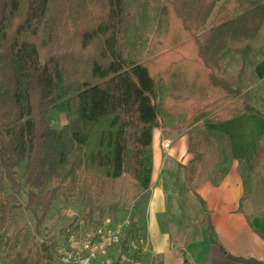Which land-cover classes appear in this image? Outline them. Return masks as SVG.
I'll return each instance as SVG.
<instances>
[{
	"label": "trees",
	"instance_id": "1",
	"mask_svg": "<svg viewBox=\"0 0 264 264\" xmlns=\"http://www.w3.org/2000/svg\"><path fill=\"white\" fill-rule=\"evenodd\" d=\"M129 1L0 0L1 230L6 211L21 207L5 194L7 185L30 188L25 208L38 235L60 192H103L125 173L132 187L146 192L156 128L189 133L192 158L180 166L187 190L198 197L203 137L211 134L196 135L197 125L243 113L264 117L243 100L227 67L234 58L241 83L264 30V0H151L157 26L144 57L126 53L135 28ZM51 107L68 113L60 129L49 122ZM225 172L220 168L216 181ZM209 235L220 245L211 225ZM42 263L57 264L45 239L20 264Z\"/></svg>",
	"mask_w": 264,
	"mask_h": 264
},
{
	"label": "crops",
	"instance_id": "2",
	"mask_svg": "<svg viewBox=\"0 0 264 264\" xmlns=\"http://www.w3.org/2000/svg\"><path fill=\"white\" fill-rule=\"evenodd\" d=\"M252 72L254 85L243 90L242 96L253 90L250 99L264 102V57L255 62ZM200 124L205 132L224 137L222 153L204 148L211 145L210 138L203 143L205 158L197 194L204 204L187 190L180 166L192 158L189 133L168 135L154 130L151 185L138 223V243H133L139 246L138 264H253L231 257L264 263V195L247 196L241 167L250 166L259 154L264 117L243 113L219 123L201 122L196 128ZM211 156L216 157V166L226 169L218 181L217 169L209 168ZM210 225L220 245L211 242Z\"/></svg>",
	"mask_w": 264,
	"mask_h": 264
},
{
	"label": "rangeland",
	"instance_id": "3",
	"mask_svg": "<svg viewBox=\"0 0 264 264\" xmlns=\"http://www.w3.org/2000/svg\"><path fill=\"white\" fill-rule=\"evenodd\" d=\"M127 7L134 19L135 28L128 42L126 53L130 55L142 54L144 57L157 26L154 11L156 4L151 0L144 4L130 0ZM262 52H264V30L255 42L254 52L249 57L241 83L237 82V62L234 58L228 61L227 67L234 77V84L235 86L239 84L242 92L254 85L252 67L261 57ZM253 92V90L246 91L243 98L251 100L253 105L264 109V102L250 99L253 97ZM48 119L53 128L60 129L68 123L69 117L68 113L57 107H51ZM204 130V124H200L196 128L195 134L199 135L198 133ZM203 139L204 142L207 141L206 137ZM223 139L222 136L211 134V145L204 146V148H213L214 153L215 149L222 153ZM259 147L256 162L251 166H241L247 182V196L254 192L257 197L264 195V137L261 139ZM215 158V156H211L209 159V168L217 169L218 173V170L223 166L221 164L216 166ZM25 163L23 161L18 167L21 178L25 170ZM126 166L127 170H130L132 162L129 161ZM29 189V187H24L22 191H13L9 185L6 186L5 194H10L13 197L12 203H20L21 207L11 206L6 211L9 218L5 223V228L0 229V264H20L25 258L35 257L42 239L51 244L57 264H70L64 261L67 253H70L69 251L74 252L69 248L70 237L74 235L78 242L84 238L93 239L98 229L106 225L122 226L123 229L122 244L110 249L108 259H115L118 255L127 253L131 250L133 243H138L139 234L137 235L136 232L141 230L138 228V223L145 209L147 192L132 187L127 181L126 173L117 181L110 183L103 192L99 188L87 189L85 187H80L73 193L60 192L44 218L41 235L36 234L34 214L25 208L27 197L24 191ZM44 190L45 188H41L38 191L42 194ZM36 209L39 210L40 205L36 206Z\"/></svg>",
	"mask_w": 264,
	"mask_h": 264
},
{
	"label": "built area",
	"instance_id": "4",
	"mask_svg": "<svg viewBox=\"0 0 264 264\" xmlns=\"http://www.w3.org/2000/svg\"><path fill=\"white\" fill-rule=\"evenodd\" d=\"M123 241L122 226L109 225L98 229L95 237L78 239L72 235L69 241L70 250L64 261L70 264H138L139 246L133 244L131 250L117 258H107L111 248L120 246Z\"/></svg>",
	"mask_w": 264,
	"mask_h": 264
}]
</instances>
